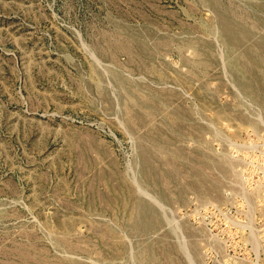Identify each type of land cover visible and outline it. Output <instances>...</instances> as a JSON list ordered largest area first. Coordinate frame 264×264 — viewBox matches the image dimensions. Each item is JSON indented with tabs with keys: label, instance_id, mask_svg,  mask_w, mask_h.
Returning a JSON list of instances; mask_svg holds the SVG:
<instances>
[{
	"label": "rangeland",
	"instance_id": "1",
	"mask_svg": "<svg viewBox=\"0 0 264 264\" xmlns=\"http://www.w3.org/2000/svg\"><path fill=\"white\" fill-rule=\"evenodd\" d=\"M0 264H264V0H0Z\"/></svg>",
	"mask_w": 264,
	"mask_h": 264
}]
</instances>
